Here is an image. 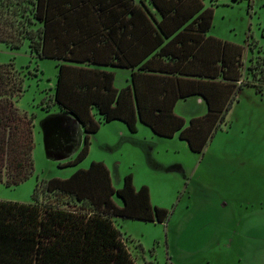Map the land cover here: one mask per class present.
Returning a JSON list of instances; mask_svg holds the SVG:
<instances>
[{
	"label": "trees",
	"instance_id": "obj_1",
	"mask_svg": "<svg viewBox=\"0 0 264 264\" xmlns=\"http://www.w3.org/2000/svg\"><path fill=\"white\" fill-rule=\"evenodd\" d=\"M7 6L0 7V41L13 49L29 41L33 54L57 61L53 104L86 133L69 164L84 159L90 135L113 120L132 132L140 121L159 136L178 133L201 153L237 93L264 89L258 65L245 63L244 45L209 35L214 9L203 0H9ZM119 68L129 73L123 87L115 84ZM22 89L12 63H0V183L7 186L34 171V116L13 99ZM192 96L204 98L207 112L187 124L175 107ZM33 196V202L0 199V264H137L114 219L163 222L169 214L153 205L147 186L135 187L132 175L117 189L102 161L68 178L38 180Z\"/></svg>",
	"mask_w": 264,
	"mask_h": 264
},
{
	"label": "rangeland",
	"instance_id": "obj_2",
	"mask_svg": "<svg viewBox=\"0 0 264 264\" xmlns=\"http://www.w3.org/2000/svg\"><path fill=\"white\" fill-rule=\"evenodd\" d=\"M203 1L214 9L209 35L244 45L245 63L258 65L261 82L264 0ZM8 2L0 0V7ZM32 50L29 41L15 49L0 41V63H12L22 80V92L13 99L23 114L34 116L35 135L33 174L18 185L0 183V199L33 202L38 180L68 178L102 161L117 189L132 175L137 189L149 188L153 205L168 210L163 222L114 219L137 264H264V89L244 86L237 93L226 121L201 153L178 133L159 136L140 121L132 132L113 120L101 122L90 135L87 156L69 164L86 133L53 104L57 61ZM114 72L115 84L125 86L128 71ZM175 112L188 123L204 115L207 105L181 100Z\"/></svg>",
	"mask_w": 264,
	"mask_h": 264
},
{
	"label": "crops",
	"instance_id": "obj_3",
	"mask_svg": "<svg viewBox=\"0 0 264 264\" xmlns=\"http://www.w3.org/2000/svg\"><path fill=\"white\" fill-rule=\"evenodd\" d=\"M187 100L194 102L195 105H196L197 107H199V100L205 102L204 98L199 97V96H192V97H189V98L186 99L185 101H187ZM180 101H181V100H180ZM205 103H206V102H205ZM177 104H178V103H177ZM206 105H207V104H206ZM195 117H197V116H195ZM193 118H194V117H193ZM188 123H189V122H188ZM188 123H187V124H188Z\"/></svg>",
	"mask_w": 264,
	"mask_h": 264
}]
</instances>
